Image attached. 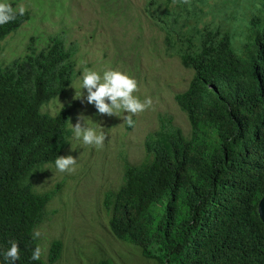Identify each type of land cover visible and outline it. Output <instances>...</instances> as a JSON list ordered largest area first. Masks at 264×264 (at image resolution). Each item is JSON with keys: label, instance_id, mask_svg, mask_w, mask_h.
I'll use <instances>...</instances> for the list:
<instances>
[{"label": "trees", "instance_id": "obj_1", "mask_svg": "<svg viewBox=\"0 0 264 264\" xmlns=\"http://www.w3.org/2000/svg\"><path fill=\"white\" fill-rule=\"evenodd\" d=\"M200 1L142 0L165 56L190 71L185 89L172 97L188 131L161 117L144 138L145 159L124 165L118 186L99 203L112 238L137 248L143 260L264 264L256 212L264 193V25L241 45V58L225 31L201 24ZM103 6L110 17L113 1ZM27 19L25 11L0 25V42ZM259 22L251 17L247 24ZM61 37H47L37 50L30 38L23 55L0 66V264L10 241L20 248L16 264H53L63 248L52 240L44 259H31L38 242L32 233L47 220L45 206L60 187L33 193L32 179L55 162L72 132L66 107L53 116L40 112L78 75L73 48Z\"/></svg>", "mask_w": 264, "mask_h": 264}, {"label": "rangeland", "instance_id": "obj_2", "mask_svg": "<svg viewBox=\"0 0 264 264\" xmlns=\"http://www.w3.org/2000/svg\"><path fill=\"white\" fill-rule=\"evenodd\" d=\"M103 1L6 0L14 2V9L23 5L28 19L0 42V66L23 55L30 38L37 50L47 37L57 36L62 40L63 36L66 45L73 48L74 70L78 75L61 95L48 101L44 108L43 105L40 112L53 116L63 105L69 110L73 125L83 113L92 119L98 132L107 133L104 146L97 149L75 140L69 125L71 136L60 156L77 158L76 171L61 173L55 163L36 171L33 193H44L60 184L45 206L47 220L36 228L42 232L37 244L46 249L50 241H61L60 258L53 264H98L102 260L110 264H155L143 260L137 248L110 236L99 201L103 193L118 186L124 165H137L145 159L144 138L158 129L161 117L187 134L185 117L172 97L184 90L190 71L183 69L175 56H165L162 34L145 19L142 0H112L114 10L110 17ZM200 3L202 6L195 4L202 11L201 24L225 31L231 49L245 58L246 52L241 54L240 47L263 27L264 0H202ZM221 4L225 9H220ZM251 17L260 19L255 27L247 24ZM84 68L101 75L105 70L128 74L138 83V91L133 95L141 101L150 97L152 107L133 116V127L115 115L98 114L93 104L74 99L73 86L79 90ZM81 91L86 97V89Z\"/></svg>", "mask_w": 264, "mask_h": 264}, {"label": "clouds", "instance_id": "obj_3", "mask_svg": "<svg viewBox=\"0 0 264 264\" xmlns=\"http://www.w3.org/2000/svg\"><path fill=\"white\" fill-rule=\"evenodd\" d=\"M25 11L26 9L23 5L14 9L6 0H0V25L13 21L17 15H23ZM73 88L75 89L74 99H79L82 103L86 100L88 104H93L100 115L110 117L115 115L122 118L129 127L135 125L133 116L144 112L153 105L150 97L141 101L137 96H134L133 93L138 91L137 81L128 74L118 70H105L101 75L95 70L84 68L79 90L75 86ZM82 89H86V97H84ZM63 107L62 105V109ZM122 113H127V115L122 116ZM68 122L73 131L74 139L80 141L82 145L94 146L97 149L104 146L107 133L103 130L98 132L97 128L93 126V121L90 117L81 113L77 116L75 125L70 120ZM97 125L101 127L99 124ZM72 150L75 149L72 147ZM54 163L59 172L72 174L76 171L77 158L72 155L58 156ZM41 236V230L36 229L32 233V240L36 241ZM134 249L136 250V248ZM45 251L46 249L37 244L32 252L31 259L33 261L41 260ZM3 255L6 264H16V261L20 259L18 243L10 241V247L7 248Z\"/></svg>", "mask_w": 264, "mask_h": 264}, {"label": "water", "instance_id": "obj_4", "mask_svg": "<svg viewBox=\"0 0 264 264\" xmlns=\"http://www.w3.org/2000/svg\"><path fill=\"white\" fill-rule=\"evenodd\" d=\"M256 212L258 219L264 225V193L261 195L260 199L257 202Z\"/></svg>", "mask_w": 264, "mask_h": 264}]
</instances>
